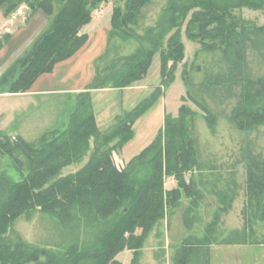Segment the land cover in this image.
<instances>
[{"label":"trees","instance_id":"16d2710c","mask_svg":"<svg viewBox=\"0 0 264 264\" xmlns=\"http://www.w3.org/2000/svg\"><path fill=\"white\" fill-rule=\"evenodd\" d=\"M55 1L62 4L57 12ZM108 1L0 0L7 17L26 3L32 12L41 10L50 18L31 47L0 76V86L8 84L12 93L28 91L38 76L72 57L89 38L83 29L93 12ZM119 1H124L123 6ZM152 1L112 0L107 48L96 58L94 77L78 93L66 122L45 131L36 142L20 135L11 138L0 130V156L9 158L20 175L14 179L0 170V264H121L117 255L124 250L133 251L132 264H137L147 235L168 210L181 204L184 195L190 200L184 223L193 226L203 193L195 175L186 178V172L199 163L185 112L173 120L165 111L164 125L155 139L129 161L118 164L114 154L132 137L136 110L117 114L101 130L90 94L93 89L137 83L146 76L156 52L161 57V82L153 95L164 92L185 58L183 30L202 50L220 51L229 65L228 80L238 82L237 75L243 74L241 101L231 116L235 125L248 130L264 124V78L250 81L244 77L249 33H264V23L252 26L239 13L250 9L264 15V0H167L155 23L140 33L137 27L144 8ZM133 41L136 47L131 53H120L122 43ZM260 45L254 44L256 48ZM206 119L212 127L210 113ZM88 153L80 169L61 175L63 168L82 161ZM167 176L175 178L176 186L165 187ZM247 188L251 213L264 220V160H254L248 168ZM218 196L221 204L206 235L185 237L176 248L174 264H210L209 246L215 242L220 213L230 209L235 193L223 191ZM35 211L67 223L75 219L98 222V231L92 243L73 242L62 250L12 239L9 232L15 220ZM246 220L252 224L247 216ZM246 227L228 234L227 242H245Z\"/></svg>","mask_w":264,"mask_h":264},{"label":"rangeland","instance_id":"374dc122","mask_svg":"<svg viewBox=\"0 0 264 264\" xmlns=\"http://www.w3.org/2000/svg\"><path fill=\"white\" fill-rule=\"evenodd\" d=\"M166 1L153 0L144 8L143 17L137 27L138 32L141 33L145 27L155 23ZM116 3L123 6L124 1ZM61 5L57 1L53 3L55 12ZM113 6L114 3L110 0L100 8ZM239 13L252 26L264 23L261 11L243 9ZM0 14L2 20L3 16L7 17L3 8H0ZM8 17L16 18L15 23L11 22V34H17L13 39L9 38L8 29L0 25V73L5 72L16 58L31 47L50 21L41 10L32 12L26 3L21 4ZM182 40L185 45V58L178 63L172 82L164 92L153 95V90L161 82V57L160 53L156 52L146 76L138 81L140 83L135 89L130 86L126 89L104 88L112 90L102 92L103 89L92 93V102L98 113L100 112V126L106 125L104 123L108 122L111 112L121 114L136 110L133 135L123 146L125 159L140 153L155 139L164 125L166 112L173 120L179 119L182 112H185V120L190 125L194 139L199 166L193 171H187L186 178L195 175L203 197L195 213L193 226L188 228L184 223L185 211L190 201L184 195L181 204L168 210L165 218L155 224L147 235L137 264H174L176 248L182 240L190 235L200 238L206 235L207 226L221 204L219 193L231 190L235 193L232 205L229 210L220 213L215 242L209 246L210 264L212 247L217 248L213 264H264V220L256 219L247 205L248 168L254 160H264V124L248 130H241L235 125L231 116L241 101L243 74L237 75L240 80L238 82L235 78L228 80L229 65L220 51L202 50L200 43L187 38L184 30ZM256 42L263 46L256 48ZM135 47L134 41L122 43L120 53H131ZM20 52L22 53L19 55ZM245 54L244 77L250 81L264 78V33H249ZM62 97L42 98L36 105L27 106L25 112L32 111L35 120H27L29 125H26L27 131L24 129L25 140L36 142L45 131L60 126L62 121L69 119L68 114L75 108L76 103L65 101ZM16 103L21 102L17 100ZM18 108L22 110L19 106ZM186 109L191 110L192 114H186ZM209 113L214 118L212 127L206 119ZM7 134L15 138V135ZM88 158L89 153L82 161L63 168L61 175L77 171ZM0 170H4L14 179L20 178L11 160L5 156H0ZM176 184L173 176L166 177V188ZM246 216L252 224H247ZM98 225V222H87L83 219L67 223L35 211L16 219L9 235L14 240L21 238L28 244L62 250L73 242H79L81 245L92 243ZM246 225L248 233L245 242H227L230 240L226 238L228 234L244 230ZM167 237H170L169 246L166 244ZM117 259L121 264H132L133 251L124 250L117 255Z\"/></svg>","mask_w":264,"mask_h":264},{"label":"crops","instance_id":"0c3cea01","mask_svg":"<svg viewBox=\"0 0 264 264\" xmlns=\"http://www.w3.org/2000/svg\"><path fill=\"white\" fill-rule=\"evenodd\" d=\"M112 14H113V8H97L93 12L92 19L84 26L83 31L89 35V38L87 42L84 44V46L80 50H78V52H76L72 57L57 63L54 69L52 70V72L43 73L40 76H38L34 80L32 86L28 91L12 93L8 91L9 88L8 84L4 86H0V130L2 132L25 137L24 129H26L27 131L26 125H29L27 120L28 119L35 120L32 111L30 113L29 111L25 112V110L27 109V106H30V104L36 105L38 101L42 100V98L48 99L50 97L63 96L65 101L69 100L72 101L73 104L76 103L78 93L85 91L87 85L92 81L94 77V73H95L94 62L96 58H98L107 48L108 35L111 29ZM1 18L2 17L0 14V20H2ZM15 19H16L15 17L9 18L3 16V20L0 22V25L2 24L4 25V27L8 29V30L6 29L9 35L8 37L12 39L17 34V33L11 34L12 33L11 30L13 26L11 22L15 23ZM44 28L41 31H43ZM32 41L30 42V44L32 43ZM21 53L22 52H20L19 55ZM3 73L4 72L0 73V76ZM138 83L140 82H137L132 86H130L131 89H135ZM126 88H116V89H126ZM102 90L103 89L91 90L90 91L91 98H93L92 93ZM105 90H112V89H104L102 92H104ZM17 100L20 101L21 103L19 104L16 103ZM92 105H93L96 121L98 124V116L100 112L98 113L97 111L98 109L97 110L95 109L93 102ZM18 106L22 108V110H20ZM18 110L20 112H18ZM71 112L68 114V116H70ZM20 113H22L23 115H20ZM117 114L120 113L111 112L108 122L104 123L106 125L100 126L98 124L99 128L101 130L107 129L114 122L115 116ZM61 124H63V121L61 122ZM114 158L115 161L118 164H120L129 161L132 157L130 159H125V157L123 156V148H122L121 151L116 152L114 154ZM170 237L166 238V244L168 246H169ZM216 250H217L216 247L211 248L212 264L214 262L213 261L215 256L214 253Z\"/></svg>","mask_w":264,"mask_h":264}]
</instances>
